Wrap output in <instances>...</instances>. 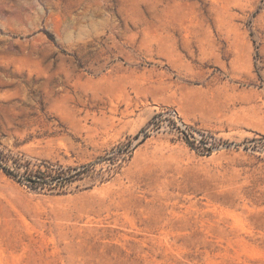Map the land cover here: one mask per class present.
<instances>
[{
    "label": "rangeland",
    "instance_id": "374dc122",
    "mask_svg": "<svg viewBox=\"0 0 264 264\" xmlns=\"http://www.w3.org/2000/svg\"><path fill=\"white\" fill-rule=\"evenodd\" d=\"M0 264H264V0H0Z\"/></svg>",
    "mask_w": 264,
    "mask_h": 264
}]
</instances>
